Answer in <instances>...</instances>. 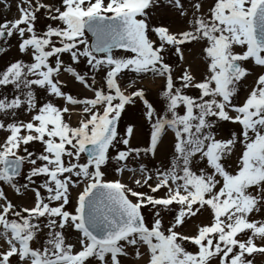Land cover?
I'll return each instance as SVG.
<instances>
[{
  "label": "snow or ice",
  "instance_id": "6c2138e0",
  "mask_svg": "<svg viewBox=\"0 0 264 264\" xmlns=\"http://www.w3.org/2000/svg\"><path fill=\"white\" fill-rule=\"evenodd\" d=\"M0 5V264L264 255V0Z\"/></svg>",
  "mask_w": 264,
  "mask_h": 264
},
{
  "label": "rangeland",
  "instance_id": "374dc122",
  "mask_svg": "<svg viewBox=\"0 0 264 264\" xmlns=\"http://www.w3.org/2000/svg\"><path fill=\"white\" fill-rule=\"evenodd\" d=\"M13 2V7L10 10V12L7 14L8 18H12L13 16L16 15V9H15V2L16 0H12ZM4 12L2 11V5H0V19L4 17ZM255 264H264V255H257L255 257Z\"/></svg>",
  "mask_w": 264,
  "mask_h": 264
}]
</instances>
